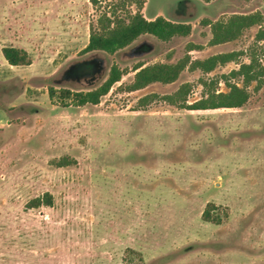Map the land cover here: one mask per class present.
I'll return each mask as SVG.
<instances>
[{
    "label": "rangeland",
    "instance_id": "obj_1",
    "mask_svg": "<svg viewBox=\"0 0 264 264\" xmlns=\"http://www.w3.org/2000/svg\"><path fill=\"white\" fill-rule=\"evenodd\" d=\"M255 12L264 16V0H146L147 19L191 24L192 34L144 35L110 55L84 52L99 17L89 0H0V264H264V86L253 83L240 109L139 106L185 83L199 101L202 79L230 75L253 52L264 65L258 26L211 46L202 24ZM189 44L202 47L192 60L245 55L209 75L186 69L173 84L126 89L137 65L176 64ZM4 47L26 50L32 65L10 66ZM114 65L126 73L99 105L63 104L61 90H94ZM218 89L229 91L223 80ZM63 156L77 164H51ZM47 192L52 207L28 208ZM211 204L221 225L203 220Z\"/></svg>",
    "mask_w": 264,
    "mask_h": 264
},
{
    "label": "trees",
    "instance_id": "obj_2",
    "mask_svg": "<svg viewBox=\"0 0 264 264\" xmlns=\"http://www.w3.org/2000/svg\"><path fill=\"white\" fill-rule=\"evenodd\" d=\"M210 3L215 0H201ZM251 1V0H246ZM93 8L99 13L96 24L90 26L89 44L84 50L89 52H105L114 55L117 52L131 46L141 36L151 35L162 42H170L174 38H186L192 34L191 24L175 23L159 16L154 20L147 19L143 14L146 0H89ZM137 7V11L130 10L132 6ZM203 25L211 27L212 40L211 46L231 43L239 40L246 31L258 26L259 30L255 37L256 42L264 43V16L261 12L252 14H234L227 19L212 22L205 19ZM202 47L189 44L188 54L176 64L157 63L145 66L139 64L135 67V78L132 84L126 87L129 92L143 90L156 83L169 85L175 83L181 74L189 69L191 71H201L205 75L214 72L220 66H226L229 63L237 62L244 52L221 53L211 56L204 60H192L190 52L200 50ZM4 59L10 66L24 67L32 65V58L24 49L16 47H4L2 49ZM250 62L242 63L238 70H234L230 75H223L221 79L201 80L204 88V96L201 100L194 103L189 102V96L192 93V84H183L175 93L165 96L152 94L143 97L139 101L141 108L147 107L156 100H162L165 103L179 109L191 111H210L219 109H240L249 102L251 93L250 86L256 83V91L264 86V65L253 52L249 55ZM126 71L114 65L108 75L107 80L98 88L88 92H72L63 89L59 92L60 99L68 106L72 104L78 107L87 105H99L101 99L106 96L116 83H119ZM231 78H242L243 87L233 83ZM223 80L228 92H221L218 87ZM58 92L50 88V98L53 100ZM66 102V103H65ZM69 102V103H68ZM51 164L57 168H66L74 166L77 161L70 156H63L51 161ZM54 197L47 192L42 197L35 198L28 203V208L38 209L42 206L52 207ZM215 205L207 206L203 220L208 223L221 225L220 217H215L212 212Z\"/></svg>",
    "mask_w": 264,
    "mask_h": 264
},
{
    "label": "crops",
    "instance_id": "obj_3",
    "mask_svg": "<svg viewBox=\"0 0 264 264\" xmlns=\"http://www.w3.org/2000/svg\"><path fill=\"white\" fill-rule=\"evenodd\" d=\"M150 20V19H149Z\"/></svg>",
    "mask_w": 264,
    "mask_h": 264
}]
</instances>
